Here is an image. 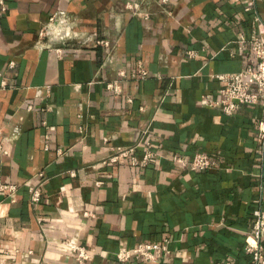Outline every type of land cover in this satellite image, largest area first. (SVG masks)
<instances>
[{
    "label": "crops",
    "instance_id": "0c3cea01",
    "mask_svg": "<svg viewBox=\"0 0 264 264\" xmlns=\"http://www.w3.org/2000/svg\"><path fill=\"white\" fill-rule=\"evenodd\" d=\"M3 1L0 73L8 87L0 90V144L7 154L0 152V182L17 192L15 203L0 204V264H78L61 245L70 237L89 255L83 264H252L244 247L252 211L264 210V100L231 116L201 101L219 98L218 75L253 65L264 0ZM59 11L77 36L40 40ZM97 39L113 47L111 63ZM139 67L144 80L131 78ZM113 80L118 96L105 89ZM45 87L48 94H36ZM143 131L155 153L145 168L100 164L109 154L104 137L127 147ZM199 152L217 168L191 171L170 160ZM40 171L46 182L32 205L25 183ZM160 243L169 254L155 252V262L116 258L120 249Z\"/></svg>",
    "mask_w": 264,
    "mask_h": 264
},
{
    "label": "built area",
    "instance_id": "2783aa9c",
    "mask_svg": "<svg viewBox=\"0 0 264 264\" xmlns=\"http://www.w3.org/2000/svg\"><path fill=\"white\" fill-rule=\"evenodd\" d=\"M174 0H160L162 5H169ZM126 10L133 15H139V5L136 3H127L125 5ZM0 9H4V1L0 0ZM143 18H147V15H142ZM77 36L70 18L64 12L53 13L47 20V23L39 30L38 38L40 40L49 41H65L73 39ZM95 47H101L104 49L105 62L111 63V56L113 53V47L107 40H95ZM252 53L254 57L253 65L246 70L239 73H231L226 75H218L217 79L223 82L224 86L219 91V98L212 101H201V104L210 108H217L220 112L227 116H231L241 105H256L259 100H264V28L259 27L257 36L252 41ZM54 53L60 57L61 50L53 49ZM189 57H194L195 52L189 51ZM14 66L13 62L8 64L11 69ZM120 79H126L124 71H118ZM147 76V72L139 67L138 74L132 75L131 78H138L144 80ZM8 87L7 78L4 74L0 73V90H4ZM254 90H251V89ZM105 89L111 92L114 96L120 94V84L118 80H113L105 83ZM48 94L49 87L44 89H37L36 94L40 95L42 92ZM128 103L132 102V99L126 100ZM28 110L31 106L27 107ZM49 108H47L48 110ZM45 126V122L43 123ZM83 133L82 129L79 131ZM147 132H142V141L132 146H111L108 145V138H103V143L107 146L109 154L107 157L100 161L102 166L115 165L120 162H126L132 168L142 169L145 168L147 163L155 157V153L152 150V146L149 141L144 140ZM258 137L264 139V121L258 123ZM48 139V136H45ZM143 146L142 150L139 147ZM47 149V145L45 146ZM140 151L141 156L138 157L137 153ZM0 152L7 154L0 144ZM57 155H61L60 151H57ZM173 163L182 167L188 168L191 171H209L217 168L218 162L210 155L199 152L193 155L189 160H184L180 155L175 154L170 159ZM72 175V173H71ZM46 182V178L43 172H36L28 181L25 186L29 192V201L32 205L37 204L41 199L42 187ZM102 181L97 180L94 182L96 187L102 186ZM264 192V185L261 187ZM63 188H60V193L63 192ZM17 186L14 184H5L0 182V204L4 199H7L10 203H15ZM87 216V214H84ZM252 231L250 237L244 247L246 253L251 256L252 264H264V250L261 245V239L264 237V210L255 209L252 211ZM167 243L160 244H140L133 249H120L116 258L119 263L128 262L131 259H141L145 262H155L156 258L154 253L161 251L165 254H169ZM61 245L71 254L75 256V260L78 264H83L89 259L88 253L83 247L79 246L75 237L65 239ZM31 254V252H28Z\"/></svg>",
    "mask_w": 264,
    "mask_h": 264
}]
</instances>
